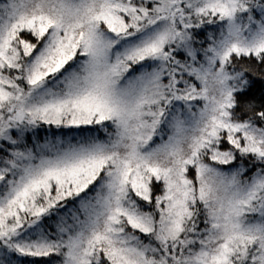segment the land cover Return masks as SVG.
Wrapping results in <instances>:
<instances>
[{"label": "snow or ice", "instance_id": "obj_1", "mask_svg": "<svg viewBox=\"0 0 264 264\" xmlns=\"http://www.w3.org/2000/svg\"><path fill=\"white\" fill-rule=\"evenodd\" d=\"M0 264H264V0H0Z\"/></svg>", "mask_w": 264, "mask_h": 264}]
</instances>
